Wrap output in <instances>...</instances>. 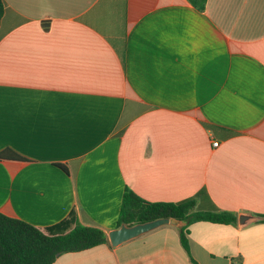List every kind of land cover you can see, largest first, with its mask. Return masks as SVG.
<instances>
[{
    "label": "crops",
    "instance_id": "crops-1",
    "mask_svg": "<svg viewBox=\"0 0 264 264\" xmlns=\"http://www.w3.org/2000/svg\"><path fill=\"white\" fill-rule=\"evenodd\" d=\"M3 3L0 152L21 158H0V212L42 229L74 213L106 238L125 188L264 212V0ZM188 229L197 264H264L260 220ZM52 264L193 263L164 225Z\"/></svg>",
    "mask_w": 264,
    "mask_h": 264
},
{
    "label": "trees",
    "instance_id": "trees-1",
    "mask_svg": "<svg viewBox=\"0 0 264 264\" xmlns=\"http://www.w3.org/2000/svg\"><path fill=\"white\" fill-rule=\"evenodd\" d=\"M199 10H203L206 0H188ZM4 3L0 0V19ZM21 158L10 149L0 152V158ZM65 171L67 168L59 164ZM200 191L195 196L176 202H151L125 188L116 227L121 223L132 225L160 217H174L185 222L178 227L180 244L193 264L197 262L190 255L189 225L198 221L236 224L237 214L222 210L213 202L203 204ZM198 198L200 200L198 201ZM264 222V212L258 214ZM107 243L106 233L95 226L80 224L74 213L45 229L26 221L10 217L0 212V264H52L58 255L77 252Z\"/></svg>",
    "mask_w": 264,
    "mask_h": 264
},
{
    "label": "water",
    "instance_id": "water-1",
    "mask_svg": "<svg viewBox=\"0 0 264 264\" xmlns=\"http://www.w3.org/2000/svg\"><path fill=\"white\" fill-rule=\"evenodd\" d=\"M44 22L46 23V25L49 24L48 21ZM259 219H261L259 215H255L249 212H240L237 214V224L239 227H244ZM184 224V221L174 217H160L149 221L135 223L132 225L121 223L118 227L110 229L107 232V238L110 245L117 246L164 225L180 227Z\"/></svg>",
    "mask_w": 264,
    "mask_h": 264
},
{
    "label": "built area",
    "instance_id": "built-area-1",
    "mask_svg": "<svg viewBox=\"0 0 264 264\" xmlns=\"http://www.w3.org/2000/svg\"><path fill=\"white\" fill-rule=\"evenodd\" d=\"M213 145H215V146H216V145H217V142H213Z\"/></svg>",
    "mask_w": 264,
    "mask_h": 264
}]
</instances>
